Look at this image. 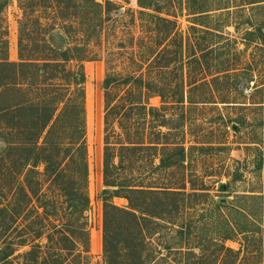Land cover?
<instances>
[{
  "label": "rangeland",
  "instance_id": "1",
  "mask_svg": "<svg viewBox=\"0 0 264 264\" xmlns=\"http://www.w3.org/2000/svg\"><path fill=\"white\" fill-rule=\"evenodd\" d=\"M96 1L105 6L107 0ZM112 2L111 13L87 42L90 58L83 63L91 243L89 257L79 264H104V190H112L103 177V81L108 73L141 76L149 84V91L144 89L150 96L147 112L156 108L144 124V110L134 107L138 89L131 92L124 81L113 85L125 138L144 142L140 149L120 150L122 139L113 135L115 152L123 161L119 176L132 184L191 194L181 198L179 209H153L161 215L147 223L143 246L149 264H264V37L257 33L259 27L264 29V0H159L162 16L172 20L160 22V38L148 18H142L137 0ZM47 4L40 0L37 11L48 27L44 35L55 45L83 44L81 24L86 17L71 18L73 28L65 30L64 20ZM200 10L205 13L194 14ZM21 18L19 0H11L0 33H7L12 61L18 60ZM182 39L188 47L183 55ZM213 43L218 50L212 54L208 50ZM216 66L226 71L212 82L209 76ZM118 124L112 122L110 129L123 135ZM112 201L128 206L125 198ZM217 203L225 206L217 208ZM244 208L253 233L248 240L243 235L223 239L229 223L246 222L239 212ZM223 243L241 251L238 258L222 251ZM188 249L195 255H187Z\"/></svg>",
  "mask_w": 264,
  "mask_h": 264
},
{
  "label": "trees",
  "instance_id": "2",
  "mask_svg": "<svg viewBox=\"0 0 264 264\" xmlns=\"http://www.w3.org/2000/svg\"><path fill=\"white\" fill-rule=\"evenodd\" d=\"M41 1L55 10L58 19L64 20L65 30L73 28L71 18L83 14L86 20L81 29L85 42L63 46L51 42L44 35L47 25L37 15L40 0H19L22 18L18 60L9 59L7 33L3 36L0 33V50L5 51L4 56L0 55V139L3 142L0 151V264H79L90 253L91 236L86 215L91 206L87 75L83 63L90 58L87 42L97 35L104 15L111 13L113 2L107 0L104 6L96 0ZM137 1L142 18H148L160 38V22L172 20L162 16L159 0ZM10 2L0 0V31L2 14ZM72 3L79 9L73 8ZM202 13L205 10L194 12ZM257 33L264 37L263 27H259ZM217 45L213 43L209 53H215ZM187 49L182 39L179 53L183 55ZM192 49L196 51L193 46ZM225 71L224 66H216L209 76L211 81L218 82ZM122 81L132 86L131 92L138 89L134 107L144 110V124L147 115L156 109L150 108L147 112L146 100L150 96L144 89L149 91V84L141 76L106 75L103 81L106 132L103 177L105 185L112 190H104V264H149L150 258L143 246L147 223L161 215L153 209L160 206L164 212L173 211V206L179 209L181 198L191 194L132 184L119 176L123 161L115 152L113 135L122 139L118 142L120 150L144 147L142 141L125 138L127 132L112 91L113 85ZM129 93L122 97L126 98ZM112 122L119 123L123 135L116 134L113 127L110 129ZM114 197L127 199L128 206L114 204ZM221 204L217 203V208L225 206ZM239 212L246 222L229 223L223 239L243 235L248 240L255 230L248 220L247 209H239ZM221 248L237 258L241 252H235L224 243ZM186 254L195 255V251L188 249Z\"/></svg>",
  "mask_w": 264,
  "mask_h": 264
},
{
  "label": "water",
  "instance_id": "3",
  "mask_svg": "<svg viewBox=\"0 0 264 264\" xmlns=\"http://www.w3.org/2000/svg\"><path fill=\"white\" fill-rule=\"evenodd\" d=\"M182 159H184V156L182 157Z\"/></svg>",
  "mask_w": 264,
  "mask_h": 264
},
{
  "label": "bare ground",
  "instance_id": "4",
  "mask_svg": "<svg viewBox=\"0 0 264 264\" xmlns=\"http://www.w3.org/2000/svg\"><path fill=\"white\" fill-rule=\"evenodd\" d=\"M99 247H100V245H99Z\"/></svg>",
  "mask_w": 264,
  "mask_h": 264
}]
</instances>
